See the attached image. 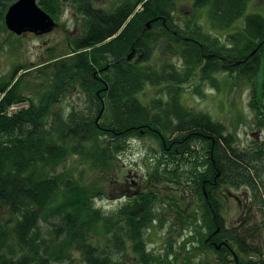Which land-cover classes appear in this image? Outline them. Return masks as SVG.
Masks as SVG:
<instances>
[{
	"label": "trees",
	"instance_id": "16d2710c",
	"mask_svg": "<svg viewBox=\"0 0 264 264\" xmlns=\"http://www.w3.org/2000/svg\"><path fill=\"white\" fill-rule=\"evenodd\" d=\"M13 1L0 0L2 31L4 12ZM180 1H189L193 9L206 7L214 30L240 19L243 25L227 35L228 45L218 44L191 17L184 26L175 21ZM247 1L114 0L102 8L92 0H37L52 18L62 2L72 4L81 31L68 43L71 54L39 66L17 64L0 80V205L9 213L0 220V264L60 263L74 251L81 264H124L120 258L127 242L134 264H173L171 255H152L144 245L145 232L157 219V195L139 193L107 214L93 203L90 192L97 193L96 186L89 192L69 172H56L72 154L106 171L136 136H147L159 147L154 173L192 189L198 203L189 218L202 236L200 246L220 263L229 257L232 264H264V247L255 251L246 244L250 231L225 226L220 211L226 195L219 193L220 187H246L264 228V143L234 145L221 123L184 107L177 90L194 67L204 78L221 71L250 81V104L264 125V18L245 13ZM154 49L177 55L187 71L180 73L167 61L145 64ZM131 50L134 55L123 59ZM229 59L239 62L230 65ZM32 69L46 84L35 99L20 91V81ZM147 84L176 89L167 90L168 100L146 104L138 94ZM74 89L84 105L53 112L52 105Z\"/></svg>",
	"mask_w": 264,
	"mask_h": 264
},
{
	"label": "rangeland",
	"instance_id": "374dc122",
	"mask_svg": "<svg viewBox=\"0 0 264 264\" xmlns=\"http://www.w3.org/2000/svg\"><path fill=\"white\" fill-rule=\"evenodd\" d=\"M92 1L97 6L107 8L114 0ZM245 13H257L264 18V0H248ZM187 16L191 17L200 30L212 38L211 40L214 41L216 38L218 44L228 45L227 35L234 33L243 25V20L240 19L225 30H214L206 17V7L193 9L189 1L177 2L173 14L175 21L184 26L187 23ZM53 20L54 27L40 35L31 32L16 35L7 29L5 31L0 29V80L6 78L17 64L39 66L41 62L51 57L58 59L71 54L68 43L81 31V21L73 5L62 2ZM163 61L172 63L180 73L187 71V65L180 57L165 56L157 49H154L150 58L144 63L158 66ZM228 61L236 62L230 59ZM193 71L183 83L178 84L180 103L194 112H202L213 121L221 123L225 133L231 134L233 144L239 148L249 147L253 141L264 143V125L258 124L250 104L251 82L235 80L234 77L231 79L221 71L211 74L208 78L201 77L196 67ZM36 74L37 71L32 69L20 81V91L33 99L46 87L45 78ZM168 89L173 90L176 87L169 88L166 84H147L138 97L146 104L152 100L164 102L169 99ZM25 105L26 103L21 102L19 106ZM83 105L81 95L74 89L66 91L63 97L52 105L51 110L64 114L71 106L79 108ZM158 152L159 147L154 140L147 136H136L129 141L127 150L118 155L110 165V169L106 171H98L78 155L72 154L59 162L56 172H69L84 188L90 189L89 192L93 190L89 188L90 186H96L97 193L90 192L93 203L107 214L116 211L139 193L151 191L157 195L159 201L156 200L153 205L158 212L157 219L148 226L143 237L145 249L152 255H171V259L168 260L175 258L173 264H232L229 257H226L225 263L217 262V256L212 251L200 246L199 239L202 236L193 230L194 224L189 218L197 208L198 202H195L192 189L180 179L166 180L159 172L154 173L157 165L155 156ZM219 193L226 195L220 211L225 226L242 225L246 232L250 231L251 234L245 239L246 244L255 251L263 249L264 228L258 211L259 206L253 205V199L247 188L220 187ZM233 195L239 198V203ZM183 216L186 218L184 219ZM196 217L198 219V216ZM8 218L9 213L0 205V220L4 221ZM42 226L46 227L45 224ZM135 256L127 242L120 259L124 264H134ZM258 257L253 258L258 260ZM244 258L246 260L248 257ZM53 264H81L80 255L74 251L69 261Z\"/></svg>",
	"mask_w": 264,
	"mask_h": 264
},
{
	"label": "water",
	"instance_id": "95a60500",
	"mask_svg": "<svg viewBox=\"0 0 264 264\" xmlns=\"http://www.w3.org/2000/svg\"><path fill=\"white\" fill-rule=\"evenodd\" d=\"M3 24L5 28L16 35L25 32H31L35 35H40L51 30L55 22L53 18L40 8L37 0H14L6 8L3 15ZM148 27L146 22L143 29ZM134 55V50L123 56V59L128 60ZM141 53L136 57H140ZM229 64L238 63L228 61Z\"/></svg>",
	"mask_w": 264,
	"mask_h": 264
},
{
	"label": "flooded vegetation",
	"instance_id": "af4514ba",
	"mask_svg": "<svg viewBox=\"0 0 264 264\" xmlns=\"http://www.w3.org/2000/svg\"><path fill=\"white\" fill-rule=\"evenodd\" d=\"M214 192H216V190H215ZM233 197H234V199L239 203V198H238L237 196H235V195H233ZM255 261H256V260H255ZM238 264H239V263H238ZM240 264H245V262L240 263ZM246 264H253V263H246ZM259 264H261V263H259Z\"/></svg>",
	"mask_w": 264,
	"mask_h": 264
}]
</instances>
